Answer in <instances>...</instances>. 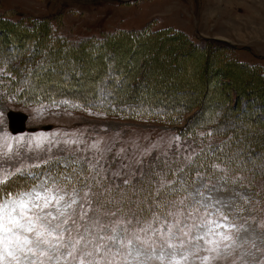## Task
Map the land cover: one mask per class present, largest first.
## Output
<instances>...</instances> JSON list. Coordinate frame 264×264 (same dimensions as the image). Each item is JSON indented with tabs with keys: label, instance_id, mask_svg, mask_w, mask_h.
Listing matches in <instances>:
<instances>
[{
	"label": "rangeland",
	"instance_id": "374dc122",
	"mask_svg": "<svg viewBox=\"0 0 264 264\" xmlns=\"http://www.w3.org/2000/svg\"><path fill=\"white\" fill-rule=\"evenodd\" d=\"M102 42L111 50L89 48ZM86 49L107 52L93 58ZM69 60L85 65L83 84ZM0 69V131L10 133L6 112L17 110L28 119L27 130L16 136L59 133V139L84 141L53 147L50 155L59 159L55 167L61 172L77 157H99L88 148L99 141L108 149L102 184L112 190L110 198L121 201L118 191L132 193L109 205L113 211L150 202L159 186L154 172L165 181H187L171 185L184 195L205 183L209 190L224 186L227 193L212 195L236 200L244 216L254 217L244 235L264 247V228L258 227L264 221V175L252 179L248 171L231 173L212 162V168L197 171L195 162L197 153L216 148L232 126L241 129L244 142L251 139L264 149V0H0ZM153 86H162L159 96L164 86L170 93L185 91L177 101L188 105L198 99L202 112L190 129L167 118V101L150 105ZM120 92L143 102L127 115L102 109L101 103ZM224 106L230 109L221 111ZM209 116L214 119L199 124ZM247 125L254 126L249 134Z\"/></svg>",
	"mask_w": 264,
	"mask_h": 264
},
{
	"label": "snow or ice",
	"instance_id": "6c2138e0",
	"mask_svg": "<svg viewBox=\"0 0 264 264\" xmlns=\"http://www.w3.org/2000/svg\"><path fill=\"white\" fill-rule=\"evenodd\" d=\"M59 136L0 131V264H264V247L244 235L254 217L244 216L236 200L212 195L226 187L209 190L205 183L184 195L171 185L187 181H165L154 172L159 186L150 202L113 211L109 205L132 193L118 191L116 201L102 184L108 149L94 142L88 148L99 157H77L61 172L53 147L84 141Z\"/></svg>",
	"mask_w": 264,
	"mask_h": 264
},
{
	"label": "trees",
	"instance_id": "16d2710c",
	"mask_svg": "<svg viewBox=\"0 0 264 264\" xmlns=\"http://www.w3.org/2000/svg\"><path fill=\"white\" fill-rule=\"evenodd\" d=\"M115 38H117V37H115ZM109 41L110 40H108V42ZM213 42H216V43L220 42L222 44H226L227 46H229L228 43H226V42H221L218 40H213ZM109 45L110 44H106V42L105 43L102 42V43H97V44H95V46L89 47V48H100L103 46L104 48L107 47L110 51L112 47ZM85 52H89L91 55H93L92 56L93 58H96V57L100 58V56L104 55L107 51H104V53H102V52L100 53V52H97V50H95V49H90V50L86 49ZM69 62H72L74 64L75 60H72V61L69 60ZM76 62H78V60H76ZM74 66L77 69L76 72H79L78 75L76 76V80L78 81L77 83L83 84L82 81L80 82V78L82 80L83 78L86 77V75L84 74L86 71L83 70V67L85 65L81 64L80 66H77V64L76 65L74 64ZM90 70H93V68L92 69L90 68ZM100 73L101 72H97L96 74L91 73V76L93 79H95L96 77H99ZM88 74H89V72H88ZM113 74L116 75L118 73L115 70L113 72ZM65 75H67V74H65ZM67 77L69 78L70 76H68V75L65 76V78H67ZM139 83H140V81H139ZM166 86L163 87L162 90H165V91L161 92V96H159L157 94H159L160 91H158V90H161L162 86H160V88H157L159 86H153L152 87V88H155L154 90L157 92H156V95L153 94L152 97H154L155 100H151V101H153V103L151 102L150 105H155V104L167 101L168 105H170V108H171L169 112L168 111H167V113L165 112L167 114L166 115L167 118L170 119L171 122H174V123L179 122V121L184 122L183 128H185V129L189 128L190 129L192 127L190 124L194 121V119H197L199 117V115L201 114L202 108L200 109V107L202 105L199 104L198 99L196 100L197 103L195 105H188L187 103L185 104L182 101L178 102L177 100L182 97L181 95L185 91L175 90V93H170V92L166 91L168 89V87H166ZM139 87H141V86H139ZM172 90L174 91V89H172ZM109 92L110 91H107V93H109ZM108 95H107V97H108ZM70 97L73 98V95H70ZM76 99L79 100V97L76 96ZM161 100H163V101H161ZM142 102H143V100L140 98L137 99V101H132V99H129V95L120 92L117 95H113V96L109 97L105 102L101 103L100 106H103L102 109H106V111L115 112V114H117V113L122 114V111L124 112V114H126L129 112H132L135 109V107H137L139 105V103H142ZM84 104H85V107H87V106L91 105V102H84ZM144 104H146V103H143L142 105H144ZM193 106H196V107L194 108L191 115L184 118V116H186L192 110L191 107H193ZM198 106H199V108H198ZM229 109H230L229 107L224 106V108L221 111L226 112ZM213 119L214 118L212 116L205 117V119L201 120L202 122L200 121L199 124L200 125L206 124L207 122L212 121ZM222 125H224L223 122H222ZM253 127L254 126L247 125V128L245 129V131H247L246 133H248V132L250 133L252 130H254ZM221 135L225 139L223 141H221L220 144L216 148H214V149L205 148L202 151H200L199 153H197V155L195 156L196 157L195 162L198 163L197 165L199 166L197 171L212 168V166H213V165H211V162H212V164L218 163L221 166L220 168L223 171L228 170L231 173H233V172H240L241 173V172L248 171V173L252 179L260 177L257 175L259 173L264 175V149H263V146H261L259 144V142L251 141V139H249L250 141L248 140L247 142L246 141L244 142L242 131H241V129H239V127H236V126H232L227 131V133H221Z\"/></svg>",
	"mask_w": 264,
	"mask_h": 264
},
{
	"label": "water",
	"instance_id": "95a60500",
	"mask_svg": "<svg viewBox=\"0 0 264 264\" xmlns=\"http://www.w3.org/2000/svg\"><path fill=\"white\" fill-rule=\"evenodd\" d=\"M6 117L8 121V127L11 134L15 135L27 130L26 128V121H27V114L17 110H8L6 112ZM51 126L44 125L43 129L48 130Z\"/></svg>",
	"mask_w": 264,
	"mask_h": 264
}]
</instances>
